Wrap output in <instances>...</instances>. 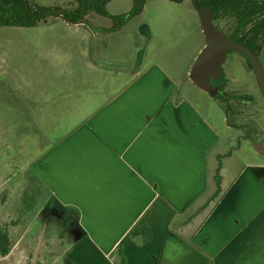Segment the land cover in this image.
Returning <instances> with one entry per match:
<instances>
[{"label":"crops","instance_id":"1","mask_svg":"<svg viewBox=\"0 0 264 264\" xmlns=\"http://www.w3.org/2000/svg\"><path fill=\"white\" fill-rule=\"evenodd\" d=\"M191 14L190 31L204 38ZM106 28H94L95 37L113 33ZM109 51L104 40L99 53ZM97 65L123 82L30 164L20 188L0 185L11 241L0 264H264L259 152L223 174L227 148L213 156L219 133L169 71L139 56L118 71ZM25 189L32 202L20 209ZM41 207L55 216L32 231Z\"/></svg>","mask_w":264,"mask_h":264},{"label":"rangeland","instance_id":"2","mask_svg":"<svg viewBox=\"0 0 264 264\" xmlns=\"http://www.w3.org/2000/svg\"><path fill=\"white\" fill-rule=\"evenodd\" d=\"M34 1L49 6L64 5L69 0ZM130 5L131 0H106L105 8L110 13H118ZM195 13L190 0H145L138 14L106 38L103 33L95 37L94 28H106L111 21L94 12L84 16V25L74 24L54 13H49L35 26L0 24V185L7 182L12 185L11 189L20 188L27 179L30 164L123 82L113 84L111 74L102 73L104 68L97 63L108 61L116 68L114 71H118L122 64L134 65L136 56L141 65L156 63L169 71L182 94L192 98L196 108L217 130L221 141L212 153L214 156L216 150L227 148L228 154L220 157L223 174L236 172L249 162L255 156L253 149L258 150L250 141L239 144L233 140L236 128L225 127L227 121L218 101L194 86L190 78L183 79L186 68L204 46V38L196 33L198 31H190V14ZM104 40L110 44L111 51L100 55L99 46ZM245 106L247 108L237 118L229 116L228 120L252 124L254 119H259L264 127V112H254L255 106L251 104ZM238 131L241 132V128ZM259 156L264 158L262 153ZM213 161L212 158V170ZM30 192L20 199V207L30 201ZM37 199L40 203L41 195ZM46 216L55 215L41 207L31 222V230L34 231ZM42 246L35 245L37 249ZM57 251H51L50 255L53 257ZM21 263L31 264V261ZM40 263L53 264L50 259Z\"/></svg>","mask_w":264,"mask_h":264},{"label":"flooded vegetation","instance_id":"3","mask_svg":"<svg viewBox=\"0 0 264 264\" xmlns=\"http://www.w3.org/2000/svg\"><path fill=\"white\" fill-rule=\"evenodd\" d=\"M220 1V6L215 10L204 7L211 11L212 24L229 38L245 45L256 56L264 76V26H261L264 17L261 16L260 8L264 0ZM208 2L212 3V0ZM51 9L61 11H50ZM51 9L45 13L54 12L62 17V8ZM210 83L217 91L209 94L222 106L228 127L236 128L237 133L235 132L232 139L237 140L239 144L244 141H250L252 145L259 142L264 148V127L259 119H254L252 124L228 120L229 116L237 118L243 113L244 108H247L245 105L255 106L254 112H264V97L250 57L242 50L227 48L220 64V72L216 78H210ZM262 117L264 118V114ZM238 128H241V132ZM258 152L264 156V149Z\"/></svg>","mask_w":264,"mask_h":264},{"label":"trees","instance_id":"4","mask_svg":"<svg viewBox=\"0 0 264 264\" xmlns=\"http://www.w3.org/2000/svg\"><path fill=\"white\" fill-rule=\"evenodd\" d=\"M172 1L181 2L183 0ZM144 2L145 0H131V5L127 10L118 13H110L105 8L106 0H69L64 5L52 4L49 6L37 4L34 0H0V24L24 27L35 26L48 15L45 13L46 10L51 8H62L63 15L71 21H77L81 16L84 19V16L90 12L106 16L111 21L110 26L106 29L113 32L119 30L131 19V17L138 14L142 10ZM197 3L201 7H211L215 10L220 6L221 1L212 0V3H209L208 0H197ZM260 8L261 16L264 17V4H261ZM261 26H264V22ZM26 192H28V189H25L21 198L27 194ZM31 199L32 197L30 196V201L26 203V205H22L20 209H25L27 205L32 202ZM10 248L11 241L7 224L0 223V254H7Z\"/></svg>","mask_w":264,"mask_h":264},{"label":"water","instance_id":"5","mask_svg":"<svg viewBox=\"0 0 264 264\" xmlns=\"http://www.w3.org/2000/svg\"><path fill=\"white\" fill-rule=\"evenodd\" d=\"M192 7L199 13L201 32L204 36L205 43L202 49L197 53L189 68L190 80L202 90L210 94L215 93L216 88L210 83V78H216L220 72V64L224 58V52L227 48H235L244 51L251 59L252 66L257 74L259 86L264 97V76L261 65L256 56L243 44L229 38L219 31L211 22L210 9L198 5L197 0H190ZM50 11H61L60 9H51ZM49 12V11H48ZM62 17L72 23L84 22L83 18L77 21L67 19L63 14ZM257 150H263L259 142L253 144Z\"/></svg>","mask_w":264,"mask_h":264}]
</instances>
